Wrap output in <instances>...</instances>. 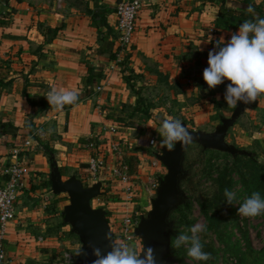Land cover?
Wrapping results in <instances>:
<instances>
[{
    "label": "crops",
    "instance_id": "crops-1",
    "mask_svg": "<svg viewBox=\"0 0 264 264\" xmlns=\"http://www.w3.org/2000/svg\"><path fill=\"white\" fill-rule=\"evenodd\" d=\"M57 1L0 0V187L15 163L25 177L5 235L8 264H75L65 255L74 256L81 242L64 219L68 205L50 187V173L75 166L77 151L88 138L109 140L110 126H117L114 139L131 136L132 130L120 125L138 110L142 95L133 91H147L145 84L154 78L156 90L167 77L179 85L188 82L194 95L203 90L209 99L216 98L210 89H202L204 70L196 81H187L195 73L187 76L186 66L193 67V60L199 59L195 50H203L210 37H223L227 43L241 24H217L215 4L148 0L136 19L124 72L111 73L107 68L117 43L114 9L119 0ZM230 1L238 5L241 0ZM249 1L264 11V0ZM134 78L143 81L140 88H133ZM98 86L102 90L97 91ZM52 88L76 91L77 104L52 110L46 99ZM25 94L36 106L29 105ZM30 139L33 146L24 147ZM17 148L21 152L15 156ZM103 151L112 163L108 149ZM83 153L88 161L91 152ZM147 165L143 163L152 170ZM115 219L113 214L108 218L109 226Z\"/></svg>",
    "mask_w": 264,
    "mask_h": 264
},
{
    "label": "rangeland",
    "instance_id": "rangeland-1",
    "mask_svg": "<svg viewBox=\"0 0 264 264\" xmlns=\"http://www.w3.org/2000/svg\"><path fill=\"white\" fill-rule=\"evenodd\" d=\"M62 1L77 4V0ZM78 1L81 2V0ZM79 7L82 9V4ZM217 41L211 40L204 45L203 50H195L194 53L199 59L193 60V67L186 66L185 71L187 76L191 71L195 73V76L187 79V81H196L197 74L208 67L209 50L206 47L213 49ZM133 80L131 82L133 88H140V85L143 84L140 79L134 78ZM152 82H155V78ZM152 82L145 84L144 88H147V91H133V94L136 92L139 97L142 95L140 103L137 105L138 110L136 113L132 112V116H128L130 122L120 125L124 129L132 130L131 136L123 138L121 141L126 154H128L126 155L127 158H134L135 175L133 183L136 186L135 193L138 195L137 200L139 202L136 209L143 219H147L148 212L152 208L151 201L155 198V195L148 194L143 189L145 177L149 173L143 163H148L147 167H150V162L144 158H151L157 152L161 154L163 150H166L159 145L161 140L158 133L160 121L174 117L179 119L187 129L211 135L221 127L224 120L233 119V124L230 125L222 139L227 146L232 148V152L208 148L197 142H191L183 153L178 185L183 196L168 217V247L165 260L169 261L170 264H200L199 261H194L188 257L187 247L181 246L177 249L173 242L177 235L182 233L190 235L189 229L197 223H202L206 226V231L201 234V243L211 245L216 251L215 256L212 257V264H264V258H262L264 253L261 254L264 251V219L261 215L255 218L238 216V208L243 203L244 196L240 179L233 171L237 158L256 157L257 162L262 165L264 177V104L244 105L241 103L235 108L229 107L222 100L226 89L225 84L209 90L207 85L206 87L203 86L205 82H201L202 89H207L210 93L216 94V98L209 99L204 95L203 90H200L201 94L196 95L190 92V84L186 81L184 85H179L169 81L166 77V80L162 79L161 82L164 83L160 85L158 90L155 89L156 84H152ZM147 138H154L156 146L149 148ZM85 151H87L86 143L77 151L78 157L73 161L75 166H65L63 170L62 167H57L61 182L66 183L71 179H76L81 181L85 188L92 186V184L85 182L88 176L85 172L87 165L83 153ZM166 172L165 167V171L161 169V173L156 170H151L150 173H158L157 176L163 180ZM50 174L49 182L52 188L53 172ZM221 174H226L228 176L224 175L225 177L232 179V191L236 193V200L233 204L235 210L231 214L224 211L220 221L222 223L221 232L226 235V238H220L218 233L207 228L208 221L204 213L215 193L216 181ZM97 185L98 193L90 199L89 204L93 210H103L107 222L112 214L116 216L115 221L109 226V232L112 234L114 242L119 244L121 240L118 236V228L122 208L118 196L114 194V184L111 180L103 179ZM56 193H59L62 196V201L69 206L68 194L65 192ZM207 211L211 213L210 210ZM244 235L250 247L247 246ZM79 245L80 243H77L75 247L79 248ZM135 250H138V246L135 247ZM137 254L140 255L138 252Z\"/></svg>",
    "mask_w": 264,
    "mask_h": 264
},
{
    "label": "clouds",
    "instance_id": "clouds-1",
    "mask_svg": "<svg viewBox=\"0 0 264 264\" xmlns=\"http://www.w3.org/2000/svg\"><path fill=\"white\" fill-rule=\"evenodd\" d=\"M246 11L253 14V18L241 23L227 43L223 37L216 42L213 50L208 53V67L203 71V80L210 90L228 82L224 100L233 108L241 103L264 104V18L255 14L252 5ZM211 39L210 37L209 42ZM46 99L52 110L60 112L66 105H76L79 95L74 90L52 88ZM158 133L161 137L159 145L168 152L174 151L177 144L183 148L193 140L181 121L174 117L162 119ZM224 196L226 203L233 205L236 193L225 189ZM237 214L243 218L264 215V199L258 192L252 193L240 204ZM205 231L206 226L202 223L193 225L189 229L190 235L182 233L175 237L174 247H187V255L194 261H208L211 256L203 251L201 243V234ZM105 238L111 240V235L108 234ZM81 254L84 253L77 252L78 256ZM92 255L95 257L92 264H156L155 250L152 247L144 248L143 254L138 255L126 242H112L106 253H102L100 248L92 247Z\"/></svg>",
    "mask_w": 264,
    "mask_h": 264
},
{
    "label": "built area",
    "instance_id": "built-area-1",
    "mask_svg": "<svg viewBox=\"0 0 264 264\" xmlns=\"http://www.w3.org/2000/svg\"><path fill=\"white\" fill-rule=\"evenodd\" d=\"M148 0H119L116 3L114 14L116 17L117 43L113 52V57L108 66V72L115 73L122 70L126 63V57L130 53L133 44V37L135 33L136 19L139 12L143 8L145 2ZM60 4V0L57 1ZM97 91L102 90V86L96 88ZM117 126H110V138L100 141L87 139L86 148L91 152L87 161L86 181L89 180L92 185L101 182V180H111L114 184V194L118 196L120 206L122 208V215L120 217V225L118 228L119 243L126 242L134 249L138 246V252L141 253L142 241L135 231L138 228L142 217L138 209V195H136V186L133 183L134 175L129 173V164L126 160V152L121 140L114 139L118 137L116 134ZM35 134H39L37 130ZM107 140V143L106 141ZM154 138H147L149 148L156 146ZM32 141L24 142V147H32ZM103 148L108 149V153L112 156V163L107 161V155ZM17 148L13 151L15 156L20 154ZM150 168L161 173V169L165 166L157 159V155L151 157ZM110 164V165H109ZM149 171V170H148ZM147 173L144 181V190L148 194L155 195L159 186L160 177L158 173ZM8 179L2 187H0V264H8V257L5 248V235L7 228L15 215V202L18 193L25 186V177L22 167L18 164L10 165L6 171ZM166 174V173H165ZM164 174V175H165ZM99 200V199H98ZM67 262L73 261V256L65 255Z\"/></svg>",
    "mask_w": 264,
    "mask_h": 264
},
{
    "label": "water",
    "instance_id": "water-1",
    "mask_svg": "<svg viewBox=\"0 0 264 264\" xmlns=\"http://www.w3.org/2000/svg\"><path fill=\"white\" fill-rule=\"evenodd\" d=\"M232 123L233 119L224 120L221 127L211 135L186 129L193 137L192 142H197L204 147L232 152V148L222 140ZM186 147L187 145L182 148L177 144L174 151L163 150L161 155L157 156V159L166 167L167 172L164 179L159 181L147 219L142 218L135 231L142 241L140 255L143 254L144 248L152 247L155 250L156 264H170L165 260L168 247V215L183 196L179 190L178 181L181 176V163ZM52 177L53 190L68 194L70 204L64 212V219L71 226L72 232L79 237L81 242L79 251L84 253L78 256L77 251L73 260L75 264H92L95 259L92 255V247L100 248L102 253H106L110 250V244L114 242L103 210H93L89 204L90 199L98 193V185L94 184L85 188L76 179L63 183L56 171L53 172ZM108 234L111 235V240L105 238Z\"/></svg>",
    "mask_w": 264,
    "mask_h": 264
},
{
    "label": "trees",
    "instance_id": "trees-1",
    "mask_svg": "<svg viewBox=\"0 0 264 264\" xmlns=\"http://www.w3.org/2000/svg\"><path fill=\"white\" fill-rule=\"evenodd\" d=\"M199 1L203 5H205L206 3H210L218 6L219 17L216 23L222 26H228L233 23H243L245 20L252 19L253 14L248 13L246 11L249 5H252L254 7L255 14H257L260 18H264L263 9L259 5H255L249 0H241L238 5L236 3H232L230 0H199ZM127 61H128V56L126 57L125 62L127 63ZM126 63L122 68V72H124ZM127 80L129 81L130 78H128ZM24 96L31 107L36 106V103L32 101V99L28 95L25 94ZM128 161H129V173L134 174L135 173L134 158L129 157ZM181 168H182V163H181ZM262 170H263L262 165L257 162L256 157H249L246 159L245 158L236 159L234 163L233 171L238 175L240 179V183L242 185V194L244 196V199L250 197L254 192H258L261 198L264 199V177L262 175ZM224 175L226 174L219 175L220 177L218 181H216L217 187L215 193L210 200L208 209L204 211L205 218L208 221L207 228L212 229L215 233H218L220 238H226V235L221 232L222 223L220 221L223 212L227 211L228 213L231 214L235 210L233 205H228L226 203V197L224 196V191L225 189L232 191L233 182L231 178L225 177ZM178 185H179V181H178ZM207 210H210L211 213H209ZM261 216L264 219V215ZM168 217H170V215H168ZM245 242H247L246 238H245ZM202 245H203V251L209 253L211 258L208 261H199V263L212 264L213 263L212 257H214L216 253L215 249L209 244L202 243ZM248 245L249 243L247 242V246ZM263 253L264 251L261 252V254ZM262 258H264V256Z\"/></svg>",
    "mask_w": 264,
    "mask_h": 264
}]
</instances>
